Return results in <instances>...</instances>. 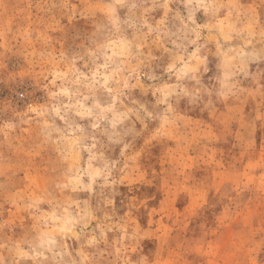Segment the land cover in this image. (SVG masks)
I'll return each instance as SVG.
<instances>
[{
	"label": "rangeland",
	"instance_id": "rangeland-1",
	"mask_svg": "<svg viewBox=\"0 0 264 264\" xmlns=\"http://www.w3.org/2000/svg\"><path fill=\"white\" fill-rule=\"evenodd\" d=\"M0 264H264V0H0Z\"/></svg>",
	"mask_w": 264,
	"mask_h": 264
}]
</instances>
